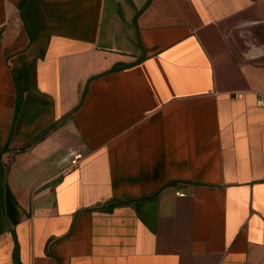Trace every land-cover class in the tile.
<instances>
[{
    "label": "crops",
    "instance_id": "crops-1",
    "mask_svg": "<svg viewBox=\"0 0 264 264\" xmlns=\"http://www.w3.org/2000/svg\"><path fill=\"white\" fill-rule=\"evenodd\" d=\"M0 264H264V0H0Z\"/></svg>",
    "mask_w": 264,
    "mask_h": 264
},
{
    "label": "built area",
    "instance_id": "built-area-1",
    "mask_svg": "<svg viewBox=\"0 0 264 264\" xmlns=\"http://www.w3.org/2000/svg\"><path fill=\"white\" fill-rule=\"evenodd\" d=\"M82 155L80 153H77L73 156V158L70 161V165L74 166L78 163V161L81 159ZM179 196H184V193H177Z\"/></svg>",
    "mask_w": 264,
    "mask_h": 264
},
{
    "label": "trees",
    "instance_id": "trees-1",
    "mask_svg": "<svg viewBox=\"0 0 264 264\" xmlns=\"http://www.w3.org/2000/svg\"><path fill=\"white\" fill-rule=\"evenodd\" d=\"M21 93L19 91H17L16 93V105H15V114L18 112L19 106H20V102H21Z\"/></svg>",
    "mask_w": 264,
    "mask_h": 264
}]
</instances>
